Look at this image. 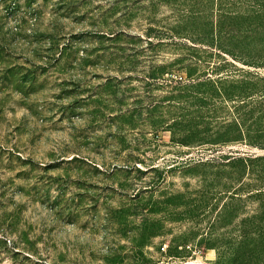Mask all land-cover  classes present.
<instances>
[{
  "label": "rangeland",
  "instance_id": "1",
  "mask_svg": "<svg viewBox=\"0 0 264 264\" xmlns=\"http://www.w3.org/2000/svg\"><path fill=\"white\" fill-rule=\"evenodd\" d=\"M238 81L264 0H0V264H264Z\"/></svg>",
  "mask_w": 264,
  "mask_h": 264
},
{
  "label": "trees",
  "instance_id": "2",
  "mask_svg": "<svg viewBox=\"0 0 264 264\" xmlns=\"http://www.w3.org/2000/svg\"><path fill=\"white\" fill-rule=\"evenodd\" d=\"M261 0H255V2ZM218 84H221V78L217 77L214 80ZM215 94H219L221 97H225L228 101H236L235 108H245L249 106L247 114L252 116L251 111H257L258 117H263L264 113V82L259 81H238L236 85L228 84L226 87L215 91ZM264 131V128L260 130ZM264 135L262 132L260 136ZM255 144L264 148V138L262 141H255Z\"/></svg>",
  "mask_w": 264,
  "mask_h": 264
}]
</instances>
